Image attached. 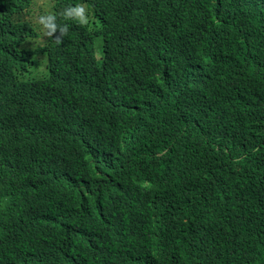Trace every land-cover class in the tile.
Instances as JSON below:
<instances>
[{
    "label": "trees",
    "instance_id": "1",
    "mask_svg": "<svg viewBox=\"0 0 264 264\" xmlns=\"http://www.w3.org/2000/svg\"><path fill=\"white\" fill-rule=\"evenodd\" d=\"M76 3L60 0L58 6ZM13 12L22 15L18 7ZM116 13L105 27L124 26ZM9 27L0 20V31ZM20 29L13 41L25 45L30 36ZM9 37L0 32V46ZM196 47L199 55H208L205 41ZM10 51L0 50V64ZM106 67L113 68L105 61L95 77L103 86L119 84L114 90L129 93L140 86ZM204 73L200 88L178 100L146 101L105 116L91 113L77 133L66 129L97 98L80 99L54 85L52 75L39 78L41 87L49 84L56 111L37 139V158L65 165L71 176L54 181L60 189L54 198L33 206L39 235L28 231L27 219L15 234L3 230L0 264H264V57L255 32L240 45L237 58L215 53ZM246 122L250 125L236 132ZM105 158L108 171L117 169L112 159L129 162L130 174L134 171L145 188L128 191L138 207L117 201L107 226H101L73 208L79 196L89 208L81 174L98 171ZM57 213L69 214L63 226Z\"/></svg>",
    "mask_w": 264,
    "mask_h": 264
},
{
    "label": "clouds",
    "instance_id": "2",
    "mask_svg": "<svg viewBox=\"0 0 264 264\" xmlns=\"http://www.w3.org/2000/svg\"><path fill=\"white\" fill-rule=\"evenodd\" d=\"M59 1L4 0L0 5V20L10 22L0 32L10 34L17 45L9 44V37L0 46L11 50L5 54L7 62L0 64V242L3 230L15 234L23 219L28 220V231L39 235L42 228L33 206L54 198L60 191L54 181L71 176L65 165H48L37 158V139L56 111L49 84L41 87L39 78L52 75L58 81L54 85L80 99L97 98L66 129L77 133V125L83 119L87 123L91 113L116 114L120 108L178 100L198 90L215 53L237 58L240 45L254 32L258 53L264 57V0H119L116 5L114 0H75L62 7ZM15 7L21 16L13 12ZM113 12L124 21L121 28L105 27ZM19 28L30 36L25 45L13 41ZM202 41L207 56L196 52ZM105 61L113 67L105 70L122 78L128 75L140 86L130 93L114 90L119 84L103 86L95 77ZM249 125L246 122L236 132ZM112 160L118 164L116 170L103 168L105 158L98 171L81 174V187L87 190L84 200L91 203L85 207L79 196L73 208L75 213L87 212L85 216L101 226H107L108 211L117 201L138 207L128 191L145 188L134 171L130 174L129 162ZM68 220L69 214L57 213L60 226Z\"/></svg>",
    "mask_w": 264,
    "mask_h": 264
},
{
    "label": "rangeland",
    "instance_id": "3",
    "mask_svg": "<svg viewBox=\"0 0 264 264\" xmlns=\"http://www.w3.org/2000/svg\"><path fill=\"white\" fill-rule=\"evenodd\" d=\"M46 1V0H45ZM40 4H42V3H40Z\"/></svg>",
    "mask_w": 264,
    "mask_h": 264
}]
</instances>
